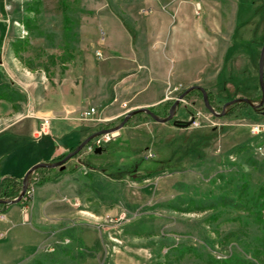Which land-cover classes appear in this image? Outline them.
Here are the masks:
<instances>
[{
    "label": "rangeland",
    "instance_id": "obj_1",
    "mask_svg": "<svg viewBox=\"0 0 264 264\" xmlns=\"http://www.w3.org/2000/svg\"><path fill=\"white\" fill-rule=\"evenodd\" d=\"M33 1L0 0V78L21 95L17 110L0 101V182L16 178L20 192V180L44 164L51 145L50 139L37 142L32 134L44 117L53 122L77 115L87 125L81 133L85 141L119 127L131 111L175 104L195 86L222 105V110L212 107L218 115L236 99L254 105L263 99L264 0H41L40 14L31 17L47 37H37L22 24L28 17L25 4ZM63 1L72 21L69 37ZM16 23L28 31L25 39L31 43L19 57L13 49L21 36ZM165 27H179V32L165 36ZM187 28L193 32L182 31ZM147 81H156V96L153 88L136 86ZM56 96L62 110L41 115L50 102L56 104ZM90 108L97 113L86 120L83 114ZM214 112L203 94L192 91L180 101L173 122L199 125L182 129L138 114L112 133L118 135L102 147L96 165L89 163L95 153L84 148L64 173L59 167L53 174L37 172L39 180L54 179L46 187L56 200H73L77 193L98 199L97 216L83 215L86 224L76 226L94 238L91 247L84 244L94 257L81 264H216V253L232 264H264V231L248 212L171 208L185 209L190 200H236L244 183L254 200L264 187V132L252 133L254 125L264 127V117L253 109L239 112L240 120ZM250 141L248 151L232 154ZM89 173L109 183L104 201L90 194ZM42 187H36L31 209L43 220L60 207L74 209L66 201L43 208ZM49 255L41 250L26 264H80L78 257Z\"/></svg>",
    "mask_w": 264,
    "mask_h": 264
},
{
    "label": "crops",
    "instance_id": "obj_2",
    "mask_svg": "<svg viewBox=\"0 0 264 264\" xmlns=\"http://www.w3.org/2000/svg\"><path fill=\"white\" fill-rule=\"evenodd\" d=\"M163 30V35L170 36L175 32H179V27H173L172 29L170 27H165V29ZM182 31L191 32L192 29L187 28L184 30L182 29ZM149 82L147 81V83L139 84L136 86H140L142 89L153 88V94L154 96H156V81ZM58 98L59 97L56 96L55 100H52L53 104L54 102L56 104L52 105V102H50V105L45 107L47 109L45 113H39L41 115H46L53 113L56 110H62V105H60V103L57 104L56 99ZM41 121L42 119L40 120V122H38V124L34 125V131L32 134L35 135ZM84 127H87V125H84V123H82V120H80L77 115H74L73 117L66 120H55L53 122L51 121L49 135L45 136L44 139H50L51 146L54 148H49L51 153H46L45 158L41 162L52 165L54 160L68 154L72 148L78 147L84 141V137L81 134ZM53 130H56L58 135L55 136L53 134ZM40 140L42 139L37 140V142H40ZM45 142L47 143L48 141ZM77 161V158L72 159L69 163L66 164V166L68 167L72 164V162ZM54 172L55 171H52L48 174H53ZM60 172H62V170H60ZM17 181L19 182V180ZM46 185L47 184L42 187L44 190H46V193L42 200L43 208L50 205L54 201H66L71 205V207H73L72 203L75 200H78L81 204V207H85L89 210H84L85 213H81V207L80 209L73 207L74 209H68L65 211H63L62 207H60L59 209H61L62 211L54 213L49 217L44 214L45 220H43L40 214L34 212L33 209H31L28 219H25L22 214L20 205H10L6 207V211L3 212L6 214V220H0V233L3 234V237L0 238V264H26L41 254L40 249L42 247L53 244L55 242V239H59V237L66 231H71L72 229H77L78 226L85 225L86 221H84L83 215L97 216V214L94 213V210H96V207L98 206V199L96 197H93L92 192H90V194L92 195H90L91 197L82 198L81 195L77 193L76 198H74L73 200H69L66 197H63L60 200H56L54 199V192L50 191V189H48ZM75 233L86 246L91 247L90 244L93 243L94 238L93 235H90L88 230L81 229L76 231ZM65 237L66 236H64V238Z\"/></svg>",
    "mask_w": 264,
    "mask_h": 264
},
{
    "label": "trees",
    "instance_id": "obj_3",
    "mask_svg": "<svg viewBox=\"0 0 264 264\" xmlns=\"http://www.w3.org/2000/svg\"><path fill=\"white\" fill-rule=\"evenodd\" d=\"M41 6H42L41 0H34L33 2L26 3L25 4V13L28 14V17H26L25 19L22 20V24L26 27V29L30 33H32V34L36 33L37 37H47L46 33H44L42 30H40L38 23L35 22V19L33 17H31L32 14L34 16H38L40 14ZM62 11H63L66 36L69 37L70 31H72V28H71L72 21H71V18L69 16V13H68L69 6L66 4L65 1L62 2ZM30 44L31 43L29 40L18 38L16 40V42L13 44V49H14V53L16 54V56L19 57V56H21L22 53L27 51ZM199 93H201V92L199 91ZM201 95H202V93H201ZM20 97H21V95H20L19 91L15 90L9 84L3 82L0 78V101L9 102L10 104H12L13 108L15 110H17L19 108V106H18L19 99L18 98H20ZM208 99H209V103L212 107L216 106L218 108H221V110H222V107H220L222 105L216 103L213 95L209 94ZM173 105H174L173 103L168 102V103H164V104L159 105L158 108H152L150 110L157 116L164 115L165 117H168L170 110H171ZM247 109H253V110L259 112L262 117H264V107H259V108L255 109V108H252L251 106H249L247 103L233 104L228 109L227 113L223 117L233 119V120H240L243 118L239 112L245 111ZM123 121H124V119H123ZM172 122H173V120H172ZM44 138L45 137H43L42 140ZM250 143H251V141L246 143V144L244 143L240 146L235 147L234 149L231 150L232 154H242L243 152L248 151L249 147H250ZM50 147H52V146L50 145ZM53 148L54 147H52V149ZM103 148H105V147H103ZM76 149H77V147L72 148L68 154L63 155V156L59 157L58 159L54 160L53 164H56V163L63 161L70 153H73ZM49 151H47V153H51V151L50 152ZM76 157H77V155H76ZM101 157H102V154L101 155L95 154L89 159V163L95 164V161L97 159H101ZM70 161H68V162H70ZM89 167H90V165H89ZM52 171H56V168H47L46 167V168H40L37 170V172L39 174H46L47 172H52ZM61 173H64V170ZM86 178L91 183V185L89 186L91 192H93L99 199L104 201L107 198L105 193H107V191L109 190V187H108L109 183L107 181H104V179L100 175H97L95 173L87 174ZM55 181H58V179H56ZM49 182H54V180H52L50 177L41 178L38 181L37 185H38V187H42ZM19 185L20 184L17 181V179L13 178V177H11V178L8 177V178H5L3 181H1L0 182V200L4 199L5 197L11 198V199L17 197L20 193ZM248 189H249V184L244 183L239 188L238 196H237L236 200L220 198V199L215 200L211 203H204L202 201L190 200L187 203V207L185 209L180 207V206H174L171 208L174 211H182V212H186V213L205 212V211H209V210H218L221 207L222 208H233V209L238 210V211L248 212L250 215H252L255 222L264 231V212H263L264 201H262V199L264 200V187L261 188V193L258 196V198L254 199V200L249 199ZM260 201H261V203H260ZM6 206L7 205H5V204H0V212H5ZM75 232H76V229H72L71 231H66L65 233L62 234L63 236L61 235L59 237V240H62L64 238V236H66V237L68 236V238L71 239L72 244L70 243L71 245L70 244L69 245H57L54 253H48V254H51V255H49L50 259H54L56 257H58V258L59 257H62V258L63 257H70V258L78 257L80 259L79 263L81 264L84 261H86L87 258H89V257L93 258L94 257L95 253H93V250L91 251V250L87 249L85 247L84 243L79 239V237H77ZM262 240L264 242V235H263ZM96 247H98V245H96L95 248ZM257 253H259V252H256V254ZM213 261L216 264H232L229 261V259H227L226 261H218L216 259H213ZM36 264H39V261H37Z\"/></svg>",
    "mask_w": 264,
    "mask_h": 264
},
{
    "label": "water",
    "instance_id": "obj_4",
    "mask_svg": "<svg viewBox=\"0 0 264 264\" xmlns=\"http://www.w3.org/2000/svg\"><path fill=\"white\" fill-rule=\"evenodd\" d=\"M259 77H260V85H261V88H262V91H263V99L260 103V105H254L250 100L248 99H245V98H240V99H236L234 101H231L229 103H227L224 107V112L220 115H218V113L214 112V109L212 108V106L210 105L209 103V99H208V95L206 93V91L201 88V87H192L191 89H189L186 93H184L183 95H181L180 97V100L176 101L175 104L172 106L171 110H170V113H169V116L165 119H160L157 115H155L150 109L148 108H143V109H138V110H134V111H131L129 112L122 125H120L119 127L113 129V130H106V131H102L100 133H97L95 135H91L90 137H88L85 141H83L78 147L77 149L73 152V153H70L63 161L59 162V163H56V164H52V165H49V164H39L37 166H35L34 168H32L27 174L26 176L24 177L23 179V188H22V191L19 195V197L16 199V200H11V201H5V200H0V204H5V205H17L20 203V201L22 200L25 192H26V188H27V183H28V180L29 178L31 177V175L37 171L38 169L40 168H60L62 171L65 169V166L66 164L68 163V161L72 160L76 155H79L80 152H82L84 150V148L96 137L98 136H101V135H106V134H112V133H115V132H118L120 130H122L124 128V125L127 123V121L129 119H131L132 117L138 115V114H147L149 115L150 117H152L153 119H155L156 121L158 122H162V123H168V122H171L174 118V113L176 111V108L177 106L179 105L180 101L187 95L189 94L190 92L192 91H195V90H198L200 91L202 94H203V97H204V102H205V105L206 107L211 111V112H214L215 115L217 116H224L226 113H227V110L233 105V104H236V103H247L249 106H251L252 108H259V107H262L264 105V47L262 49V53H261V57H260V63H259ZM194 123V120H191L189 122H183V121H174L173 122V125L175 127H178V128H182V129H187L189 127H191ZM103 152V148L102 147H99L96 149L95 151V154L96 155H100L102 154Z\"/></svg>",
    "mask_w": 264,
    "mask_h": 264
},
{
    "label": "built area",
    "instance_id": "obj_5",
    "mask_svg": "<svg viewBox=\"0 0 264 264\" xmlns=\"http://www.w3.org/2000/svg\"><path fill=\"white\" fill-rule=\"evenodd\" d=\"M16 24H17V27H19V29H20V34H21L20 38L25 39L29 34L28 31L25 30L21 24H19V23H16ZM98 56L102 57V53L98 52ZM96 113L97 112H96L95 108H90L88 111H86L83 114V118L86 120H89ZM194 125L197 126L199 124L197 123V121H194ZM50 128H51V118L50 117H44L42 119L41 123L39 124L37 130H36L34 138L39 140L45 136H48L49 132H50ZM263 132H264V127H261L260 125H254L252 127V133L256 136H258L259 134H262ZM114 137H115L114 134H106V135L98 136L95 139H93L92 142L89 143L85 148L87 149L88 153L94 154L95 150L98 147H103L104 145L108 144ZM259 151H261V152L263 151L262 146L259 147ZM37 175H38V173H37V171H35L31 175V177L29 178L28 183H27L26 192H25L22 200L20 201V204L22 205V214H23L25 219H28L31 208H33V206H34V196H35V192H36V187L38 186L37 183L39 181V179L37 178ZM16 198H14V199L16 200ZM72 206L75 208H80L81 204L79 203L78 200H75L72 203ZM81 213H85V212L81 211ZM91 217H94V216L92 215ZM0 220L1 221L6 220V214L5 213L0 214ZM122 220H124L123 216L117 221H122ZM1 237H3V234L0 233V238ZM111 239L115 242L119 241L118 239H113V238H111ZM70 243H71V241L68 238L61 240V241L57 240V238H56L55 242L53 244L48 245V246H44L40 250H44L47 253H54L55 249H56V245H69ZM214 256H215L216 260H227L226 257H223L219 253H216Z\"/></svg>",
    "mask_w": 264,
    "mask_h": 264
},
{
    "label": "bare ground",
    "instance_id": "obj_6",
    "mask_svg": "<svg viewBox=\"0 0 264 264\" xmlns=\"http://www.w3.org/2000/svg\"><path fill=\"white\" fill-rule=\"evenodd\" d=\"M114 136H115V134H114Z\"/></svg>",
    "mask_w": 264,
    "mask_h": 264
}]
</instances>
